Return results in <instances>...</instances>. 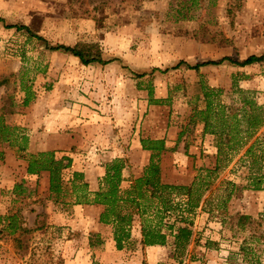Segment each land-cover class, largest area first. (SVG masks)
Returning <instances> with one entry per match:
<instances>
[{
    "label": "rangeland",
    "instance_id": "374dc122",
    "mask_svg": "<svg viewBox=\"0 0 264 264\" xmlns=\"http://www.w3.org/2000/svg\"><path fill=\"white\" fill-rule=\"evenodd\" d=\"M92 42L110 61L88 64V70L77 57L50 49ZM263 52L264 0H0V115L25 129L27 153L70 157L64 179L81 172L92 191L113 158L125 160L123 188L142 173L150 156L140 150L141 138L171 143L158 158L161 179L169 184L190 180L183 184L189 185L201 168L216 162L214 136L203 134L202 124L189 123L198 80L222 88L227 103L237 97L231 88L235 80L264 105V60L246 66L225 61L198 72L166 68L179 60H242ZM58 85L73 86L91 102L86 121L56 124L65 117L46 103ZM26 86L35 96L24 106ZM185 146L197 149L182 151ZM244 149L230 161L222 158L193 211L169 212L164 218L166 223L185 219L192 229L186 252L174 257L171 237L160 247L142 245L137 218L118 249L112 226L99 221L102 206L50 196L48 173L27 174L21 153L0 141V213L17 212L26 229L0 233L1 263L264 264V152L253 161ZM183 152L185 162L177 159ZM253 177L261 189L253 188ZM239 214L254 221L241 228ZM244 240L251 241L259 262L239 253Z\"/></svg>",
    "mask_w": 264,
    "mask_h": 264
},
{
    "label": "trees",
    "instance_id": "16d2710c",
    "mask_svg": "<svg viewBox=\"0 0 264 264\" xmlns=\"http://www.w3.org/2000/svg\"><path fill=\"white\" fill-rule=\"evenodd\" d=\"M50 49L73 55L84 65L95 62L104 64L110 61L102 59L101 48L97 42L76 43L72 46L60 44ZM262 60H264V52L259 55L251 54L242 60L222 57L218 60H206L194 64L179 60L166 70L184 66L198 72L203 66L218 65L225 61L246 66ZM154 70L160 69L154 68ZM143 75L141 73L139 76ZM235 83L234 80L231 88L232 92H237V97L227 103L222 98V88L209 86L202 78L198 80L199 91L189 103V123L202 124V133L214 136L216 162L213 168H201L189 185L169 184L162 181L158 158L166 149L164 139H140L142 149L150 152V158L144 165L142 173L133 177L127 188L121 186L124 180L122 169L125 167V160L116 157L105 163L104 174L94 191L88 188L81 172L74 171L68 180L64 179V169L70 167L72 162L70 157L58 158L53 151L27 153L28 135L25 129L7 123L2 115H0V141L7 142L9 147L21 153V158L27 163V174L36 175L41 171L48 173L50 196L62 199L67 197L74 204L102 206L99 221L112 226L113 240L118 249L130 238L132 223L137 218L140 222L141 243L144 247L166 245L171 237L173 256L178 257L186 252L192 240V229L185 219L179 220V223H166L164 218L167 214L184 210L191 212L199 205L205 186L209 184L210 177L218 171V164L222 158L230 161L244 147V155L253 157V161L256 157L261 159L264 152V134L260 135L262 133L260 129L264 126V105L255 101L249 90L241 89ZM24 90L22 104L25 106L35 94L29 86ZM151 101L161 104L163 99H151ZM256 148L261 150L259 154L255 153ZM3 158V151L0 150V161ZM262 168L259 166V169ZM253 179L255 184L253 188L261 189L260 181H255L257 179L255 177ZM175 196L183 198L182 202L175 201ZM250 221L254 220L248 215L237 216V225L241 228L250 224ZM25 231L17 212L0 213V233L14 235ZM255 241H257L256 237ZM250 242L244 240L239 253L244 258L248 256L249 261L259 262L255 247L251 246Z\"/></svg>",
    "mask_w": 264,
    "mask_h": 264
},
{
    "label": "crops",
    "instance_id": "0c3cea01",
    "mask_svg": "<svg viewBox=\"0 0 264 264\" xmlns=\"http://www.w3.org/2000/svg\"><path fill=\"white\" fill-rule=\"evenodd\" d=\"M88 25H90V24H88ZM64 42H65V38H64ZM66 44H68V43H66ZM74 44H76V43H74ZM81 66L83 68H85V70H88L91 67V65H84L82 63H81ZM67 97L69 98V100L65 99ZM49 99H50L49 100L50 102L46 103V105L55 109L59 116L65 117L63 120L60 119L58 122L56 121V124H60L61 126H63L64 123L76 124L75 122H78V121H86L85 116H89V117L91 116V108L89 107L91 102H89V100H87L83 95H80L79 92H77L73 88V86H70V87L65 86V85L56 86L55 89L53 90V92L51 93ZM85 101L87 102V104L83 103ZM82 116H84L83 119L81 118ZM161 139H163V137H161ZM170 144L171 143H167L166 141H164V145L166 148L165 152L170 151ZM196 149H197L196 146H189V147L185 146V149L182 148V151L185 150V151L191 153V152H195ZM140 150H142V148ZM148 154L150 156V152ZM187 158H188V156L185 155L184 152L181 154L179 153L178 157H177V159L180 160L181 162H185L187 160ZM75 169H81V168L75 166ZM100 173L103 174L104 170L101 171ZM189 181H180V182H182L183 184H188ZM45 184L47 185V182ZM91 186H94V184H92ZM46 189H48V187H46ZM146 247L155 248V247H160V245H153V246H146ZM2 256L3 255H0V264H3V263H1Z\"/></svg>",
    "mask_w": 264,
    "mask_h": 264
}]
</instances>
